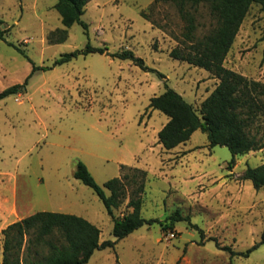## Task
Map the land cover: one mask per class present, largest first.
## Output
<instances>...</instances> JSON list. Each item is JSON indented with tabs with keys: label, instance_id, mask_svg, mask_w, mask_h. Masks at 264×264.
Returning a JSON list of instances; mask_svg holds the SVG:
<instances>
[{
	"label": "rangeland",
	"instance_id": "obj_1",
	"mask_svg": "<svg viewBox=\"0 0 264 264\" xmlns=\"http://www.w3.org/2000/svg\"><path fill=\"white\" fill-rule=\"evenodd\" d=\"M56 0H0V92L23 83L22 92L0 99V225L38 211L84 217L100 229V239L115 241L113 220L94 191L73 176L82 161L99 185L113 177L126 196L113 210L121 217L146 172L140 214L156 219L114 247L95 250L86 264H264L259 242L264 225V187L240 179L264 161V150L232 157L226 146H209L206 133L167 150L158 131L168 117L149 100L165 90L180 93L197 110L218 82L209 71L170 56L186 51V21L172 2L89 0L80 24L67 28ZM193 35L210 32L216 19L206 4L189 8ZM264 12L252 4L224 65L248 79L264 82ZM87 43L104 54H79L53 65L63 53ZM131 50L157 72L109 54ZM249 131L264 137V115ZM126 175V177H124ZM109 194L108 191H106ZM182 219L173 220V216ZM172 223L165 228L162 224ZM3 235L0 229V263Z\"/></svg>",
	"mask_w": 264,
	"mask_h": 264
},
{
	"label": "trees",
	"instance_id": "obj_2",
	"mask_svg": "<svg viewBox=\"0 0 264 264\" xmlns=\"http://www.w3.org/2000/svg\"><path fill=\"white\" fill-rule=\"evenodd\" d=\"M89 0H56L55 8L61 17L63 30L77 23L87 33L88 25L81 19L85 5ZM156 2L174 3L182 18L186 21L185 39L189 40L186 51L174 48L170 56L209 71L218 82L201 102L199 110L188 103L183 96L168 87L159 95L149 100L151 109L164 113L168 120L158 131V143L170 150L188 141L194 131L206 133L209 146H226L232 157L228 168L235 165L236 157L249 151L264 147V137L249 131V127L257 117L264 115V82L248 79L242 74L224 65L225 58L235 40L241 23L250 6L257 4L264 12V0H155ZM206 4L210 13L216 19L215 26L209 33L196 38L195 18L189 8ZM0 19V26L2 24ZM264 33V30H263ZM4 30L0 28V37ZM106 47H95L87 43L83 50L63 53L53 65L62 64L77 57L79 54L106 53ZM119 59L131 60L144 71H153L165 76L147 66L144 60L131 50L109 54ZM47 66L33 65L32 73L39 69H49ZM31 73V74H32ZM29 74L23 83L11 85L0 92V99L22 92ZM141 179L127 203L132 210L115 216L117 208L126 196L125 184L120 177H113L99 185L82 161H77L73 176L89 186L103 202L107 213L113 220L112 234L115 241H100V229L84 217L62 212L38 211L16 220L1 229L3 235L2 260L0 264H86L95 250L114 247L120 240L144 224H152L156 219H145L140 214L141 200L138 194L144 190L146 172L134 168ZM126 177V175H124ZM240 179L249 180L252 186L259 190L264 187V162L256 167H247ZM109 192V194L106 193ZM173 220L182 219L178 212ZM161 223V222H160ZM165 228L170 224H162ZM259 245H264V225L259 242L245 252H234L224 246L231 255H248ZM115 264H120L116 262Z\"/></svg>",
	"mask_w": 264,
	"mask_h": 264
},
{
	"label": "crops",
	"instance_id": "obj_3",
	"mask_svg": "<svg viewBox=\"0 0 264 264\" xmlns=\"http://www.w3.org/2000/svg\"><path fill=\"white\" fill-rule=\"evenodd\" d=\"M215 87V86H214ZM213 87V88H214ZM210 93V92H209ZM208 93V94H209ZM262 150H264V147L262 148V149H260V150H256V151H262ZM256 151H249L248 153H246V154H244V156L245 155H250V154H252V153H255ZM239 156H241V155H239ZM238 157V156H237ZM264 162V161H263ZM262 162V163H263ZM260 165V164H259ZM23 218V217H22ZM19 219H21V217H19ZM10 224V223H9ZM8 225V224H7ZM7 225H0V229H2V228H4V227H6ZM99 239H100V237H99ZM100 241H102L101 239H100Z\"/></svg>",
	"mask_w": 264,
	"mask_h": 264
}]
</instances>
